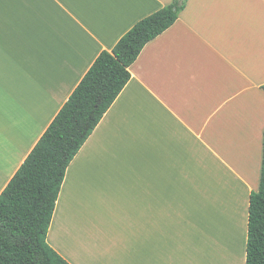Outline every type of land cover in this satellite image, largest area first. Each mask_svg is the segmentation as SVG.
<instances>
[{"label":"crops","instance_id":"crops-1","mask_svg":"<svg viewBox=\"0 0 264 264\" xmlns=\"http://www.w3.org/2000/svg\"><path fill=\"white\" fill-rule=\"evenodd\" d=\"M173 0H0V194L96 57ZM66 168L68 264H245L264 130V0H187Z\"/></svg>","mask_w":264,"mask_h":264},{"label":"trees","instance_id":"trees-1","mask_svg":"<svg viewBox=\"0 0 264 264\" xmlns=\"http://www.w3.org/2000/svg\"><path fill=\"white\" fill-rule=\"evenodd\" d=\"M186 1L139 20L96 57L0 194V264H68L46 243L66 168L130 80L128 68L176 22ZM245 264H264V130L259 187L248 201Z\"/></svg>","mask_w":264,"mask_h":264}]
</instances>
